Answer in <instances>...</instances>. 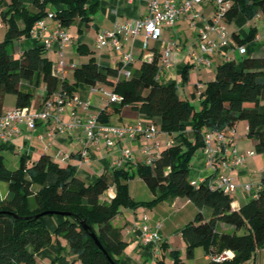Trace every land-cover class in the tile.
Here are the masks:
<instances>
[{"label": "trees", "instance_id": "obj_1", "mask_svg": "<svg viewBox=\"0 0 264 264\" xmlns=\"http://www.w3.org/2000/svg\"><path fill=\"white\" fill-rule=\"evenodd\" d=\"M56 4L64 8L52 14L65 28L77 20L88 26L96 11V6L88 5L89 0H34L31 8L20 0H9L5 10L0 2V21L7 28L0 43V117L8 94L15 96L16 108L23 109L31 105L42 85L45 102L56 93L73 95L81 84L89 87L106 84L114 87V93L122 101L108 105L99 115L101 122L106 123L110 116L130 106L141 115L158 119L161 132L182 143L165 148L151 165L137 166V175L156 195L150 202L131 198L128 183L135 176L131 168L113 173L116 197L102 203L101 196L111 186L108 176L102 175L95 183L87 184L71 165L60 164L47 155L36 162H30L24 155L19 168L9 170L0 150V182L8 184L6 198H0V264H36V254L51 244L54 237L66 239L72 264H121L126 243L121 231L113 225L121 209L153 208L180 197L188 198L198 209L194 220L181 232L187 259L194 258L197 248H203L207 255L224 251L234 254L231 260L209 264H245L255 258L264 249V174L258 196L239 210H233L231 196L210 187L211 177L194 185L189 176L194 155L205 146V135L224 134L241 121L248 122L255 152L264 155V45L255 42L256 30L252 29L247 38L233 34L235 42L246 47V53L239 63L228 61L217 67L215 79L201 93L197 111L179 96L176 85H165L156 78L158 56L132 69L130 79L121 78L117 82L111 78L118 75V70L101 68L93 56L74 71V83L60 81L53 73L54 62L43 45L17 57L15 43L31 38L35 24L48 16L49 8ZM261 14L264 0H231L225 19L231 24L239 15L252 21ZM79 51L90 54L84 46H79ZM189 71L186 67L183 72L185 83L189 81ZM189 128L192 138L188 135ZM205 210L210 212L209 217ZM46 212L50 214L40 216ZM46 218L56 220L54 234L50 233ZM219 224L234 227L236 233H218ZM240 232L243 234L239 235ZM58 246L59 252L63 250L59 242ZM162 249L167 252L168 246L162 244ZM169 257L170 263L163 256L156 264H185L177 250L170 251Z\"/></svg>", "mask_w": 264, "mask_h": 264}, {"label": "crops", "instance_id": "obj_2", "mask_svg": "<svg viewBox=\"0 0 264 264\" xmlns=\"http://www.w3.org/2000/svg\"><path fill=\"white\" fill-rule=\"evenodd\" d=\"M24 6H32L34 0H20ZM185 2L186 0H178ZM3 2L2 9L5 10L9 0H0ZM96 6V11L91 16L89 25H85L81 20L66 28L71 36V42L62 50V57L59 55L60 46L58 43L53 45L51 50H48L47 56L53 60V73L60 78V81L74 83V71L86 64L91 57H95L101 68H111L118 70V75L111 79L115 82L119 80V70L123 54L131 53L134 61L130 69L138 68L142 62H151L155 56L161 57L166 48L170 44H175L171 52L172 66L165 70L161 82L165 85L174 84L178 87L179 96L190 102L195 108L201 105V93L204 92L206 84L215 79L213 71L219 65L228 61L240 62L243 54L240 53L237 46L222 47L218 52L212 54L210 59L212 67L206 69L199 66L195 62V57L201 55L199 45L201 43L199 30L205 24L206 20L212 19L216 13V5L214 0H205L201 5L197 6L196 12L200 15L198 19L193 21L192 14L183 15L173 28H164L162 36L158 41L146 40L144 36H139L135 39L121 40L122 48L120 52L114 50L111 46L103 48L96 47L97 37L102 32H110L115 29L117 24H122L128 21L144 19L149 15V0H89V4ZM61 4L53 5L49 8L50 12H56L63 9ZM260 22V28L255 24L252 29L256 30V43L264 45V14L254 20L247 22L252 25L254 21ZM240 21V20H239ZM1 22V21H0ZM46 22V21H45ZM49 24V30L46 33L50 35L51 31L56 27L57 21L46 22ZM220 25L225 28L227 34L233 37L234 33H238L242 38H247L245 31L246 24L242 23L241 28L237 27L234 22L226 24V19L220 22ZM7 28L1 22L0 27V43L4 40ZM217 38L216 36H213ZM234 39V38H233ZM235 41V40H234ZM19 56L26 50L42 45L32 38L21 39L16 42ZM146 44V46H145ZM236 45H238L236 43ZM79 46H84L90 52L89 55H84L79 51ZM246 48V47H245ZM64 62V70H58V63ZM186 67H189V81H183V72ZM114 92V87L106 84H98L95 87H89L81 84L76 94L82 102H90V106L85 108L81 105L77 108V113L82 120H87L90 116H98L107 108L108 94ZM45 86H41L35 98L28 109L31 112L38 111L45 97ZM10 99V98H9ZM11 100L5 97L3 114L9 112L12 107ZM16 108V100L14 104ZM71 111L67 109V113ZM65 113L62 116L64 122H70V116ZM139 123L144 125L156 124L159 128V135L154 142H148L143 137H137L135 140L128 141L127 144L115 141L112 149H108L104 140L100 141L95 146H87L85 136L82 129H75L70 133H58L52 122L38 123L34 130L29 129L25 124L12 123L9 126V136L6 139H0V150L4 157V162L9 170H16L20 166L21 157L26 155L30 158V162H36L40 157L47 155L54 161L63 165H71L77 176L85 182L93 184L96 180L106 175L109 177L111 186L101 196L102 203H109L116 197V186L113 179V173L120 169H132L135 174L134 179L129 181V192L131 198L136 202H150L156 199L149 187L139 178L136 168L140 164L151 165V161L167 148L168 142L173 145L182 143L180 139H175L166 133L161 132L158 119H152L141 115L127 106L118 114L110 116L106 125L122 127L134 126ZM241 127V128H240ZM242 129V130H241ZM249 126L247 121L239 122L232 130L224 132L223 145L221 152H218L215 161V170L207 166L206 157L203 148L198 152L196 161L193 163L192 171L189 176V181L196 185L203 182L206 178H215L217 175L229 176L232 182L237 185L232 193L233 210H239L242 206L252 201L258 196L259 186L262 175L264 174V155H259L255 158L249 157L247 154L255 150V142L248 135ZM190 138L193 137L191 128L188 130ZM217 136L213 135L212 147L218 150ZM253 142L252 145L242 148L240 145L245 138ZM236 148L241 155H246L244 163L235 164L234 156L226 150ZM87 149L89 154L88 162L82 158V152ZM130 150L133 154V160L127 162L122 168L118 169L114 166V162L122 157L124 150ZM150 150V153L148 151ZM5 151L9 154L4 155ZM257 154V153H256ZM68 157L62 162V158ZM245 185H250L251 189L246 190ZM147 189V190H146ZM8 194V184L0 182V198L5 199ZM145 196L143 199L140 196ZM198 213L197 207L184 197L177 198L172 201H164L153 208L138 207V208H123L117 217L113 220V225L121 231L126 247L121 264H156V261L165 256L166 261L170 259L169 252L177 250L181 254L185 264H209L210 259L203 248L195 250L193 259H187L186 243L182 237V229L191 221L194 220ZM207 217L210 216L208 210L204 211ZM149 217L150 223L155 224L161 222L163 225V243L168 246V251L162 249V244L159 250L153 248L152 245L145 246L141 243L140 235L143 227V218ZM47 227L51 234H54L56 229V220L54 218H46ZM218 233L235 234L236 230L232 226L219 224ZM58 242L63 248L61 252L70 259L72 264L73 257L69 253V248L60 238L53 242L49 248L37 254L40 261L37 264H63L62 261L56 259L57 256L55 245ZM59 253V252H58ZM233 253V252H232ZM234 255V254H233ZM57 260V261H56ZM245 264H264V249L258 251L255 258Z\"/></svg>", "mask_w": 264, "mask_h": 264}, {"label": "built area", "instance_id": "obj_3", "mask_svg": "<svg viewBox=\"0 0 264 264\" xmlns=\"http://www.w3.org/2000/svg\"><path fill=\"white\" fill-rule=\"evenodd\" d=\"M204 1L205 0H186L185 2H179L178 0H149V15L146 18L117 24L113 31L100 33L97 37L96 47L103 48L105 46H111L114 50L120 52L122 48V39L129 40L144 36L146 40L158 41L162 36L163 29L173 28L181 16L192 14L193 21L198 19L200 15L196 12V8ZM214 2L216 5L215 16L212 19L206 20L205 24L200 28L199 36L201 43L199 49L201 55L194 58L197 65L206 69L212 67L210 56L218 52L222 47L237 46L241 54L244 55L246 53L245 46L236 45L233 37H230L225 28L220 25V22L225 20L226 12L231 8V0H214ZM48 16L54 19L52 13H49ZM48 30L49 27L45 19H42L35 24L34 29L31 31V38L38 42L41 41L42 45L47 50H51L53 45L58 43L60 46L59 55L62 57L63 48L71 42L70 34L58 21L56 27L51 31L49 36L46 35ZM174 47L175 44H170L161 57V64L158 66V74L156 77L158 80H161L165 70L172 66L171 52ZM133 61L134 58L131 53L123 54L121 68L119 70V80L121 78H131L130 66L133 64ZM59 69L64 70L63 61L58 63V70ZM121 101V96L114 92L108 94L109 105L120 103ZM81 105L88 108L90 102H82L76 93L69 95L66 92H60L43 102L38 111L31 112L28 108H15L12 111L4 113L0 117V139H6L9 136L10 132L8 129L12 123L25 124L29 129L34 130L40 122H52L58 133H70L75 129H82L87 146H95L100 141L104 140L108 149L113 148L116 140H119L123 144H127L130 140L143 137L148 142H154L159 135V128L153 123L148 125L139 123L134 126L115 127L104 124L100 121L98 116H90L87 120H82L81 116L77 113V108ZM68 108L71 109L69 113H67ZM65 113L70 116V122L63 121L62 116ZM216 138L218 150L212 147L213 134L207 133L204 139L205 146L203 152L206 157L207 166L212 170H215V161L218 152L223 151L221 148L224 140L223 133ZM172 145V142H168L167 148ZM226 152H230L234 156L235 164L244 163L246 161V155L239 154L236 148L226 150ZM148 153H150V150ZM159 154L155 159L159 157ZM81 155L84 161L88 162L89 154L87 149H85ZM247 155L253 157L255 153L250 152ZM67 158V156L62 158V162ZM132 160V152L126 149L123 151L122 157L114 162V166L120 169L127 162H131ZM152 162L153 160L151 163ZM210 187L212 189L222 190L226 195L231 196L237 185L232 182L229 176L217 175L210 180ZM244 188L250 190L251 186L245 185ZM143 222L144 224L140 235L141 243L145 246L152 245L153 248L159 250L163 243L162 223L156 222L155 224H151L148 216L143 218ZM208 256L210 261L217 263L231 260L234 257L231 251H224L218 255Z\"/></svg>", "mask_w": 264, "mask_h": 264}, {"label": "rangeland", "instance_id": "obj_4", "mask_svg": "<svg viewBox=\"0 0 264 264\" xmlns=\"http://www.w3.org/2000/svg\"><path fill=\"white\" fill-rule=\"evenodd\" d=\"M30 8H31V6H29ZM49 13H52V12H50V10H49ZM45 21L48 23V22H50V21H53V19L50 17V16H46L45 18ZM240 20V21H239ZM243 21H244V23L246 24V29H245V31H246V33H247V35H249L250 34V32H251V28L255 25V24H257L258 25V27L260 26V22L258 21V20H256V21H254L253 22V24L252 25H249V24H247V22H250V21H248L245 17H243V15H239L233 22H234V24L237 26V27H239V29L241 28V25H242V23H243ZM226 24H229V22H227L226 21ZM47 25H49V24H47ZM261 27V26H260ZM259 27V28H260ZM242 29V28H241ZM248 37V36H247ZM23 39H25V38H23ZM4 41V40H3ZM2 41V42H3ZM17 46V44L15 43V47ZM16 52H18V48H16L15 49V53ZM16 56L18 57L19 56V54L18 53H16ZM216 69L217 68H215L213 71L215 72L216 71ZM6 97L8 98V100H11L10 101V104H9V102H8V104H5L6 106L7 105H10V107H12V109H10L9 111H12L14 108V104H15V100H16V98H15V96L14 95H11V94H8V95H6ZM10 98V99H9ZM196 110L198 111V110H200V106H198L197 105V107H196ZM241 128V127H240ZM242 130V129H241ZM253 144V142H251V141H249L248 140V138L246 137L244 140H243V142L241 143V147L242 148H244V147H247V146H250V145H252ZM254 145V144H253ZM200 151V150H199ZM198 151V152H199ZM198 152L194 155V157H193V159H192V162H191V171H192V166H193V163L196 161V158H197V155H198ZM253 152L255 153V158H257V157H259V155L258 154H256V152H255V150L253 149ZM10 152L9 151H5L4 152V155L6 156V154H9ZM191 171H190V173H191ZM87 184H90L89 182H86ZM147 190V189H146ZM145 196L143 195V196H140V198L141 199H143ZM243 234V232H240L239 233V235H242ZM60 240L63 242H65V244H67V241H66V239H64L63 237H61L60 238ZM49 246H50V244H48V245H46L41 251H44L46 248H49ZM56 247H57V249H56V252H57V256H55V258L56 259H59L60 261H62V263L63 264H69L70 263V259H68L67 258V256L65 255V254H63L62 253V256H60L59 255V246L58 245H55ZM67 247H68V244H67ZM40 251V252H41ZM61 251H63V250H61ZM59 252V253H58ZM39 261H40V259H39V257H37V254H36V264L37 263H39ZM57 261V260H56ZM168 263H170L171 262V260L169 259L168 261H167Z\"/></svg>", "mask_w": 264, "mask_h": 264}, {"label": "water", "instance_id": "obj_5", "mask_svg": "<svg viewBox=\"0 0 264 264\" xmlns=\"http://www.w3.org/2000/svg\"><path fill=\"white\" fill-rule=\"evenodd\" d=\"M49 214H50V212H46V213H44V214H41L40 216L49 215ZM83 226H84V228H85L86 230L88 229V227H87V225L85 224V222H83ZM91 236L94 238V240H95L96 244L99 246V248H101V249L104 251V253L107 254L106 251L104 250L103 246L101 245V243H100L99 240L97 239V236H96L94 233H91ZM108 258H109V257H108ZM112 264H115V263L112 262Z\"/></svg>", "mask_w": 264, "mask_h": 264}]
</instances>
